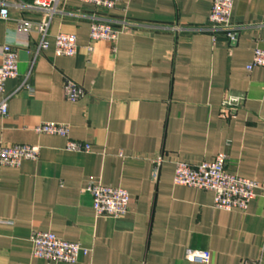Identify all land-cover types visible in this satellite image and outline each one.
<instances>
[{
    "label": "crops",
    "instance_id": "obj_1",
    "mask_svg": "<svg viewBox=\"0 0 264 264\" xmlns=\"http://www.w3.org/2000/svg\"><path fill=\"white\" fill-rule=\"evenodd\" d=\"M213 2L118 0L105 11L61 0L50 16L33 0H0V64L11 45L20 72L0 93V148H40L37 161L0 165V264H64L33 256L34 232L88 249L77 264H193L189 250L210 252L209 264H264V68L247 69L264 50V0H234V43L209 30ZM44 20L49 48L39 52ZM96 21L124 30L117 44L90 40ZM59 34L76 36L75 57L56 56ZM66 82L85 95L67 101ZM40 124L67 125L70 138L38 135ZM69 140L91 149L70 152ZM220 154L259 184L244 213L174 184L177 162ZM92 185L126 190V216L97 217Z\"/></svg>",
    "mask_w": 264,
    "mask_h": 264
},
{
    "label": "built area",
    "instance_id": "obj_2",
    "mask_svg": "<svg viewBox=\"0 0 264 264\" xmlns=\"http://www.w3.org/2000/svg\"><path fill=\"white\" fill-rule=\"evenodd\" d=\"M81 4L93 6L99 10H113L118 0H72ZM155 1V0H150ZM61 0H33V7L49 13L51 16L60 5ZM234 0H214L208 19V28L212 32H223L229 42H236L237 32L233 25ZM2 19L8 17V10H0ZM30 24L21 25L24 32H29ZM49 21L44 20L40 26L43 40L39 52L49 48L46 40ZM124 30L112 24L96 21L91 24L90 40L92 42H109L117 44ZM79 46L74 35L59 34L55 40V53L57 57L73 58L78 54ZM93 48H89L92 51ZM256 67L264 68V50L257 49L248 71ZM20 77L17 51L11 45L2 49V62L0 64V93L4 92L9 80ZM85 95L84 91L72 82L65 84V97L69 102H77ZM234 100H227L223 108L232 111ZM0 115H8V104L0 105ZM38 135L59 136L70 138V128L61 124H40L35 128ZM66 149L70 152H89L91 146L69 140ZM40 157V148L32 146H3L0 148V165L2 167L20 168L25 161H37ZM228 156L218 155L214 160L191 166L184 162H177L174 184L180 187L192 188L200 191L212 192L215 196L214 208L228 212L237 211L244 213L256 196L259 188L258 182L239 177L227 170ZM161 165L162 159L156 160ZM92 196L93 209L97 217L123 218L129 211L130 195L120 188L92 185L88 188ZM32 253L36 259L47 262L64 264H77L82 257L89 255L90 251L78 243H71L58 238L52 233L34 232L31 237ZM186 258L193 264H209L211 253L207 251L189 250ZM241 264H258L242 262Z\"/></svg>",
    "mask_w": 264,
    "mask_h": 264
}]
</instances>
